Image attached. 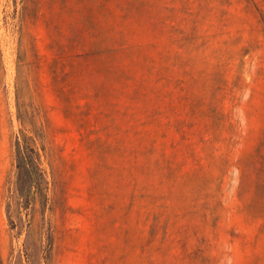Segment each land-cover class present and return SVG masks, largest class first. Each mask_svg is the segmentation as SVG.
<instances>
[{
  "label": "rangeland",
  "instance_id": "374dc122",
  "mask_svg": "<svg viewBox=\"0 0 264 264\" xmlns=\"http://www.w3.org/2000/svg\"><path fill=\"white\" fill-rule=\"evenodd\" d=\"M263 138L264 0H0V264H264Z\"/></svg>",
  "mask_w": 264,
  "mask_h": 264
},
{
  "label": "trees",
  "instance_id": "16d2710c",
  "mask_svg": "<svg viewBox=\"0 0 264 264\" xmlns=\"http://www.w3.org/2000/svg\"><path fill=\"white\" fill-rule=\"evenodd\" d=\"M17 118L21 125V134L16 136L14 141V160L17 171L16 190L18 192L19 203L28 208L36 200L37 195H42L47 189L48 181L46 172L41 165V156L37 147V138L39 135L36 124V117H28L23 110L20 102V92L17 89ZM27 127H31L33 135L27 133ZM256 156L258 157V171L264 175V138L260 142ZM11 224H15L13 216L9 213ZM30 248L36 249V245H30ZM29 249V246L28 248Z\"/></svg>",
  "mask_w": 264,
  "mask_h": 264
}]
</instances>
